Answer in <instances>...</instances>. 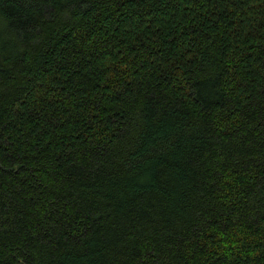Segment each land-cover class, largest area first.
Segmentation results:
<instances>
[{
	"label": "trees",
	"instance_id": "1",
	"mask_svg": "<svg viewBox=\"0 0 264 264\" xmlns=\"http://www.w3.org/2000/svg\"><path fill=\"white\" fill-rule=\"evenodd\" d=\"M0 264H264V0H0Z\"/></svg>",
	"mask_w": 264,
	"mask_h": 264
}]
</instances>
